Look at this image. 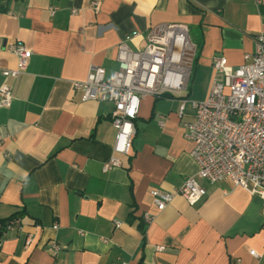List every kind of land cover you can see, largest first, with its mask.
Wrapping results in <instances>:
<instances>
[{"label":"crops","instance_id":"crops-1","mask_svg":"<svg viewBox=\"0 0 264 264\" xmlns=\"http://www.w3.org/2000/svg\"><path fill=\"white\" fill-rule=\"evenodd\" d=\"M160 23L187 24L199 49L180 96L185 112L178 96L142 99L130 152L119 154L113 104L82 100L73 83L96 65L111 77L119 44L143 48ZM260 33L264 0H0V85L13 90L12 105L0 106V219L20 218L14 229L0 225V264H264V197L201 180L199 203L178 194L159 211L151 194L197 174L184 136L189 101L206 98L214 56L240 65ZM16 41L32 56L23 73L5 78L2 70L17 66L9 50ZM112 156L121 165L104 172ZM52 241L62 246L57 255Z\"/></svg>","mask_w":264,"mask_h":264},{"label":"built area","instance_id":"built-area-1","mask_svg":"<svg viewBox=\"0 0 264 264\" xmlns=\"http://www.w3.org/2000/svg\"><path fill=\"white\" fill-rule=\"evenodd\" d=\"M92 7L99 9V2ZM53 15L56 6H50ZM77 13V9H72ZM138 35L133 32L131 36ZM129 38V36H128ZM17 57V66L3 69L5 78L18 77L30 61L32 51L21 41L9 45ZM198 46L192 40L190 28L184 23H160L147 31L143 48L136 49L128 40L118 46V69L111 77L106 76L102 66H92L86 79L76 80L75 89L82 91V100L107 101L113 104L112 123L116 128L113 150L128 154L132 138L136 133L134 118L139 113L141 100L147 96L164 94L182 96L187 90L192 74ZM244 63L230 65L224 55L214 56L212 66L214 78L204 100L189 101L194 117L184 123V136L193 143L191 156L197 165V174L188 176L181 186L173 191L152 189L154 204L164 210L176 195L185 198L194 206L207 195L201 180L216 184L229 180L234 186L264 197V34L254 38V50L244 55ZM181 98L179 116L185 112L187 99ZM13 90L5 81L0 85V106L10 107ZM164 124V118L159 120ZM4 137L0 133V141ZM118 157L112 156L102 167L104 172L120 166ZM149 223L155 215L145 213ZM20 218L12 219L5 230L14 229ZM119 228L121 221H116ZM58 228V224L53 226ZM32 236H28L29 245ZM108 241L107 238H103ZM0 239V246H1ZM49 249L57 255L62 246L56 241ZM163 250V246H158ZM250 254H259L251 249Z\"/></svg>","mask_w":264,"mask_h":264},{"label":"trees","instance_id":"trees-1","mask_svg":"<svg viewBox=\"0 0 264 264\" xmlns=\"http://www.w3.org/2000/svg\"><path fill=\"white\" fill-rule=\"evenodd\" d=\"M198 51H199V49H198ZM197 54H198V52H197ZM196 56H197V55H196ZM165 96H173V95H171V94H164V95H162V96H160V97H165ZM131 217H132V216H131ZM15 218H19V215H18V214H14V215H12V216L6 218V219H0V225H1V228H2V229L5 228V226L7 225V223H8L9 221H11L12 219H15Z\"/></svg>","mask_w":264,"mask_h":264},{"label":"rangeland","instance_id":"rangeland-1","mask_svg":"<svg viewBox=\"0 0 264 264\" xmlns=\"http://www.w3.org/2000/svg\"><path fill=\"white\" fill-rule=\"evenodd\" d=\"M185 93H186V91L183 92V94H185Z\"/></svg>","mask_w":264,"mask_h":264}]
</instances>
